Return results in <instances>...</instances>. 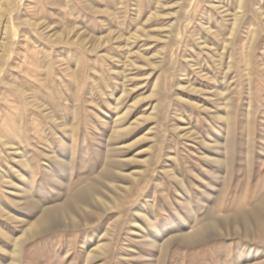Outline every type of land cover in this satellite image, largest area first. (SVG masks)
<instances>
[{
	"label": "rangeland",
	"instance_id": "obj_1",
	"mask_svg": "<svg viewBox=\"0 0 264 264\" xmlns=\"http://www.w3.org/2000/svg\"><path fill=\"white\" fill-rule=\"evenodd\" d=\"M40 1L17 0L0 16V46L6 20L12 21L0 57V133L20 142L17 113L23 108L28 120L24 135L30 138L26 158L35 167L32 172L17 165L16 187L2 193V204L29 223L41 215L40 206L60 205L101 174L109 176L104 170L110 161L117 169L126 162V175H142L138 186L125 181L133 191L119 196L121 205L113 203L89 227L57 226L32 237L17 264H264V237L256 232L208 235L194 244L175 240L159 251L143 243L145 235L159 237L140 215L156 220L163 235H177L206 220L226 225L223 219L230 218L233 224L236 216L263 211L264 0H247L243 9L239 0ZM156 10L159 17H151ZM27 18H47L45 24L56 31L76 27L87 39H111L95 53L55 45L42 39ZM139 27L148 37L130 40ZM38 77L48 84L38 86ZM156 82L158 91L151 97ZM15 84L44 92L47 114L40 117ZM113 92L124 95L122 113L131 111V121L157 106L156 117L126 139L128 144L146 135L145 142L124 153L116 151L122 142L112 140L116 116L108 102L115 101ZM65 123L75 127L74 140ZM42 152L56 156L44 158ZM20 174L30 179L34 206L22 191L27 184ZM0 223L13 235L26 228L1 214ZM103 244L107 252L89 262L86 251ZM0 245L11 251L1 235ZM0 261L12 262L10 254L1 252Z\"/></svg>",
	"mask_w": 264,
	"mask_h": 264
},
{
	"label": "bare ground",
	"instance_id": "obj_2",
	"mask_svg": "<svg viewBox=\"0 0 264 264\" xmlns=\"http://www.w3.org/2000/svg\"><path fill=\"white\" fill-rule=\"evenodd\" d=\"M16 1L17 0H1L0 16L3 17V15L7 11V9L11 8V6H14L16 4ZM246 1L247 0H239L238 1L241 9H243L245 7ZM40 2H43V0L40 1ZM67 2L70 4L73 1L67 0ZM41 5H42V3H41ZM59 6H61L63 8V4L62 5L59 4ZM87 6L90 8V11L91 10L96 11L95 10V4L93 6L92 3L91 4L88 3ZM72 7H74V6H72ZM139 9H137V10H139ZM74 10L76 11V8ZM70 13H72V15H74V11H72ZM139 13H141V10H139ZM25 14H26V12H25ZM65 16H66V14H65ZM151 17H154V18L155 17L156 18L159 17V10L154 11L151 14ZM238 20L239 19H236V24L238 23L237 22ZM24 21H26V22L28 21V23H30L32 25V27H34L37 30L38 35L42 39H44L46 42H48V43H52V44H55V45L62 44V45H65V46H76V47H79V48H84V49H86L87 51H89L91 53L97 52L101 47H103V45L106 42L109 41V39H111L110 35L108 37H105V38L103 37V38H100V39L99 38L98 39L97 38H88L87 39L86 36L83 33L79 32L76 27H70V28L64 29L62 31L61 30L56 31L54 28H52V27L48 26L47 24H45L44 21L43 22H41V21H32V20H30L28 18L24 19ZM11 22L9 21V19H7L6 23H5L4 37L2 39V44L0 46V57L6 51L7 41H10L9 40L10 39L9 35H10ZM236 28H237V26L234 29H236ZM168 30H166V31H168ZM148 34L149 33L146 32L145 28L139 27L135 32L132 33V35H131V37H129V39L130 40H136L137 38H139L141 36L148 37ZM15 36L17 37L18 33H16ZM22 38H23V35H20L19 38H18V41H20V39H22ZM166 38H167V36H166ZM32 39L34 40V43L38 46V44H39L38 40H36V38H34V37ZM168 39H169V37H168ZM15 40L17 41V39H15ZM166 42H167V40H166ZM254 48H255V46H254ZM38 49H40V48H38ZM47 51H48V49H47ZM45 54H47V53H45ZM46 56H48V55H46ZM44 58H46V57H44ZM67 58L69 59L68 56H67ZM48 60H47V62H48ZM159 63H161V62H159ZM146 64H147V62H146ZM43 65H45V64H43ZM46 65H47V63H46ZM49 65H48V69L50 68ZM20 69H21V67H20ZM66 70H68V69H66ZM76 73H78V71H76ZM76 81L79 82L78 79ZM157 82L154 85V88L152 89L151 95L149 94V96H151V97H154L157 94V91H158V83ZM36 83H37L38 86H44V85L48 84V79H41L40 77H38V78H36ZM10 86H12V85H10ZM15 87L23 95L25 100L28 101V103L32 106V108L35 110V112H37V114L40 115V117H42V115H46L47 114V107H49V106H48L46 94L44 92H41L40 90H38V88H34V90L32 92H30L29 90H27L22 85L18 86V85L15 84ZM52 90H53V93H54V89L53 88H52ZM125 90H127V89H125ZM124 93H125V91H124ZM112 96H113V99L115 101L114 102H108L109 105L112 106L113 109L115 110V116H116L115 123L113 125L112 140H114L116 143L122 142L121 144H123V146H121L120 148L116 147L117 148L116 151L124 153V151L126 152L131 147L136 146L141 141H144V140L147 139L146 135H142L141 137L137 138L136 140H134L131 143L127 144V141H126V139H128L130 136H132L134 133H136L139 130V128H140V126L142 124H144L145 122L151 120L156 115L157 106L154 107L153 111L150 114L142 115L140 117L135 118L133 121H131V118H130V112L131 111H126V112L122 113V107H123L122 104H123L124 99H125L124 95H122L121 97L120 96L117 97V93L113 92ZM8 102H9V100H8ZM21 105H22V103H21ZM9 106H11V105H9ZM14 108H17V107H14ZM14 108H13V111H14ZM11 109H12V107H11ZM50 113L52 114V115H50V116H52V119L55 118V120H57L56 117L54 116V112L51 111ZM17 114L19 115V121L17 122V130L20 133V135H19L20 136V138H19L20 142H17L15 140V137L13 138V136H12L11 139H8L7 137L4 136L5 134L3 135V134L0 133V214H1L2 217L6 218V219H8V220H10L12 222H20L22 225H26L25 229L22 228L23 231H22L21 234L15 235V233H14V235H13V234H11L10 232H8L6 230V228L3 226V224L0 223V235L2 237H4L7 240L8 243H11V251L10 252L8 251V249L4 245H0V253L4 252L5 254H10V256H11L12 262H10L9 264H17L18 263V258L20 256V252H21L22 248H24V244H26V242L28 240H30L32 237H35V236H38V235H41V234H45V233L49 232L50 230H52L53 228H55L57 226H59V228H60V226H64V227L65 226H71V227H78V226L86 227L87 226V227H89L90 225H92L93 221L95 220V217H99L101 215V213H104L107 210L112 209L113 206L111 207V205L113 203L115 204L114 206H120L122 200L119 198V196H121L122 194H129L131 191H133V187H131L132 185H134V186L140 185L141 181L139 180L140 179L139 176L142 175V174H138V173H137L138 177H137L136 174H131V173L126 175L125 174V170L123 169L124 167L127 166L126 162L125 163L124 162H119V163H121V165H120L121 167H119L117 169L116 166H115L116 162L115 161H110V163H108V165L105 167V170H104V172L109 173V176H107V175L105 176V175L101 174V176L96 178L93 183H91V181H90V185H87L86 187H84L85 185L83 187L81 186L82 189L80 188V190L77 193L74 192L76 194L73 197H71L70 199L68 198L67 201H65L64 203H62L60 205H57L55 207H50V208H42L40 206L39 210H41L40 211L41 215L36 220H34L33 222L26 223V222H24L25 221L24 218H22L21 216H18L17 214L14 213V211H12L11 209H8L6 206H4L2 204L3 202L1 200L2 193L5 190H7V188L16 187L15 185L17 183L15 182L13 177H14L15 172H19V170L17 168V165H22V166H24L25 169L32 170V172L35 171V167H34L32 161L29 158H26V155L29 153V150H28V146L29 145L27 144V142L29 143L30 138H28V137H26L24 135V133L26 132V127L25 126H26V123L28 122L27 116L25 115V110L23 108H20L18 110ZM73 115H74V117L77 116L76 108L73 109ZM6 116H8V115L6 114ZM31 123H33V122H31ZM64 126H65V128H68L70 130L69 134L71 135L72 140H74L75 127L73 125H70V124H67V123H65ZM35 136H36V134H35ZM189 137H192V136H189ZM22 148L24 150H22ZM70 148H71L72 151L74 150V146H71ZM110 151H112V150H110ZM55 156H56L55 152H52L51 154H47L45 152H42V157H44V158H48V157L54 158ZM56 160H57V157H56ZM72 160H73V158H72ZM60 161H61V159H60ZM63 163H68V162L65 161ZM71 167H72V162L69 164L68 169L71 168ZM71 170L72 169H69L70 172H71ZM44 173H45V175L47 177H50V178L54 179L55 175L53 174L54 176L52 177L50 172H49V170H47V168H44ZM174 176H178V175L176 174V175H173V177ZM20 177L27 184V187L24 190H22V191L26 194V198L28 199V203L31 206H34L36 204V202L33 201L35 193H34L32 187L29 188L30 179L27 178L24 174H20ZM145 180H146V178H145ZM35 181H36V179H33V181H31L32 186H33ZM53 181H57V179L53 180ZM125 181H132L133 184L130 187H127V186L124 185ZM183 183H185V182H183ZM18 189H20L19 186H18ZM141 189H140V191H141ZM36 208H37V206H36ZM138 213H140V212H138ZM262 213L264 214V208H263V211L261 209H254L253 211H250L249 214H246L244 216H241V217L236 216V218H235L236 221L233 222V224H231L230 218H225L223 220L226 221L224 223L226 225H223V223L219 222V219L206 220L204 223L200 224L199 226L193 225L192 227H190L189 231L183 232V233L181 232V233H179L177 235H173V234L163 235L161 233L158 225H157V221L156 220L148 218V216L146 214H144V213H140V215L142 217H144L148 221V224H149L150 228L160 238V239L159 238L157 239V238H154V237H150L149 235H145L143 243L144 244H148L152 248L158 249L159 251H164L175 240H177L179 242L186 243V244H194L195 242H198V241H201V240L205 239L208 235L209 236L213 235L214 237H220V236L223 237V235L224 236H226V235L228 236V234L231 233L230 231H233L234 234H241L242 233L243 235H248V236L251 235L252 233L256 232V234H260V235H262L264 237V219L261 218L262 217L261 216ZM263 217H264V215H263ZM220 220H222V219H220ZM106 252H107L106 245H104V244L103 245H98L97 249L95 251H89V250L86 251L87 260L89 262H93L99 256L104 255ZM0 264H7V262L3 263V262L0 261Z\"/></svg>",
	"mask_w": 264,
	"mask_h": 264
}]
</instances>
